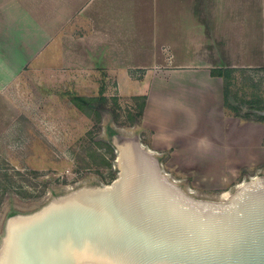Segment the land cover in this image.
Masks as SVG:
<instances>
[{"label": "rangeland", "instance_id": "obj_1", "mask_svg": "<svg viewBox=\"0 0 264 264\" xmlns=\"http://www.w3.org/2000/svg\"><path fill=\"white\" fill-rule=\"evenodd\" d=\"M153 61L120 73L91 59H28L5 88L0 264H10L22 224L75 193L114 184L130 148L146 151L178 198L194 206L233 205L264 179V62L235 66L248 70L226 83L200 64L169 71ZM75 96L95 99L79 108Z\"/></svg>", "mask_w": 264, "mask_h": 264}, {"label": "water", "instance_id": "obj_2", "mask_svg": "<svg viewBox=\"0 0 264 264\" xmlns=\"http://www.w3.org/2000/svg\"><path fill=\"white\" fill-rule=\"evenodd\" d=\"M264 264V179L233 205L178 198L140 146L123 153L115 187L78 192L24 223L10 264Z\"/></svg>", "mask_w": 264, "mask_h": 264}, {"label": "crops", "instance_id": "obj_3", "mask_svg": "<svg viewBox=\"0 0 264 264\" xmlns=\"http://www.w3.org/2000/svg\"><path fill=\"white\" fill-rule=\"evenodd\" d=\"M43 57L120 73L153 59L169 71L262 65L264 0H0L2 116L5 88Z\"/></svg>", "mask_w": 264, "mask_h": 264}, {"label": "trees", "instance_id": "obj_4", "mask_svg": "<svg viewBox=\"0 0 264 264\" xmlns=\"http://www.w3.org/2000/svg\"><path fill=\"white\" fill-rule=\"evenodd\" d=\"M258 69H262L264 70V66L263 67H258ZM248 68H244V67H231V66H222V67H215L213 69L210 70V73L212 75H216L219 76L223 79V82H228L229 78L232 76L233 73L240 71V72H245L247 71ZM225 84V83H224ZM95 99V97H85V96H75L73 97L74 103L79 107V108H85L86 105H89L91 102H93ZM142 105H140V110L139 112L141 113L143 110V106H144V99L145 96L142 95Z\"/></svg>", "mask_w": 264, "mask_h": 264}, {"label": "bare ground", "instance_id": "obj_5", "mask_svg": "<svg viewBox=\"0 0 264 264\" xmlns=\"http://www.w3.org/2000/svg\"><path fill=\"white\" fill-rule=\"evenodd\" d=\"M114 187H115V182H114V184L105 187L104 190H111V189H113Z\"/></svg>", "mask_w": 264, "mask_h": 264}]
</instances>
